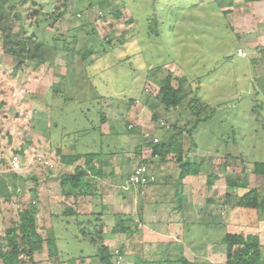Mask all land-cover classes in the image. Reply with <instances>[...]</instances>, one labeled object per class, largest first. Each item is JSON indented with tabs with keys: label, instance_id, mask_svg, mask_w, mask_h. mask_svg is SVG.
I'll return each instance as SVG.
<instances>
[{
	"label": "rangeland",
	"instance_id": "1",
	"mask_svg": "<svg viewBox=\"0 0 264 264\" xmlns=\"http://www.w3.org/2000/svg\"><path fill=\"white\" fill-rule=\"evenodd\" d=\"M211 1L110 0L107 11L117 10L118 19L105 14L99 0H71L65 13L64 0H17L14 7L9 2L5 4L11 16L19 14L21 18L13 22V30L18 31L15 40L34 33L42 40L44 31L49 41L45 49L49 58L23 61L5 54L4 36L0 33V120H7L8 125L3 131L0 124V134H6L4 143L12 137L26 149L25 153L44 156L52 167L24 165L21 172L26 182L12 187L11 198L0 197L1 243L5 231L19 222V213L31 207L43 240V251L34 254L35 262L99 264L91 258L96 247L88 242L93 233L89 221L98 219L105 237L115 225V216H128L127 220L139 222L142 227L149 218L159 217L153 207H161L156 206L162 202L161 197L152 196L155 203L150 206L144 204L138 187L124 189L125 179L135 166L144 161L151 167V149L144 146L145 141L149 142L146 134L160 142L173 132L183 145L185 157L200 167L203 197L214 195L207 185L209 176L216 178L214 185L223 186L231 178L262 192L252 170L255 163H264V66L261 61L252 64L233 56L240 41L225 26L223 15ZM61 13L63 16L53 22L52 15ZM44 18H51V24H43ZM93 31L97 36L92 35ZM99 40L111 42L106 46ZM86 41L90 47L85 48L92 49V53L80 60L86 53ZM65 47L66 52L62 51ZM255 49L261 53L264 46L260 44ZM168 74L172 75L173 87L181 86L185 106L181 113L176 110L166 114L156 124L150 120V105ZM190 100L210 104L201 111V117L212 113L210 120L194 131L192 142L186 134L195 120V114L185 108ZM100 115L105 122L101 123ZM171 118L176 119L180 131L161 130L163 121L172 126ZM49 123L47 130L43 125ZM129 125L138 129L130 137L125 134ZM122 129L121 134L113 135ZM47 135L56 143L47 144ZM42 143L46 146L45 154L40 151ZM191 143L215 155H196L190 150ZM137 148L141 149L140 154ZM115 152L120 154L114 155ZM72 153L100 155L93 162L99 175L91 174L85 179L96 197L81 199L78 205L73 195L65 196L60 186L62 177L72 173L78 164L84 165L82 158L74 167L64 166L63 156ZM38 156L33 157L34 162ZM169 159L176 164L172 154ZM226 167L231 170H225ZM2 191L0 184V195ZM177 199L182 203L184 197ZM77 206L81 214L93 210L94 217L68 215V209L75 211ZM185 207L194 212L193 204ZM235 213L240 225L258 216L254 210L242 208ZM198 228L202 227H185L184 239L213 242L219 237V230ZM82 231L88 236H82ZM134 237L127 238L129 243ZM49 240H55L58 255L54 258L48 255ZM118 248L112 246V251L116 253ZM21 261L30 264L25 255ZM112 261L126 264L117 256Z\"/></svg>",
	"mask_w": 264,
	"mask_h": 264
},
{
	"label": "crops",
	"instance_id": "2",
	"mask_svg": "<svg viewBox=\"0 0 264 264\" xmlns=\"http://www.w3.org/2000/svg\"><path fill=\"white\" fill-rule=\"evenodd\" d=\"M226 3L230 4H224L223 8H220L217 6L216 0L211 1V4L218 10L217 12L223 15L225 26L231 30V34L237 36L239 39L240 45L236 50L242 48L246 53L245 57L236 58L240 60L247 59V62L252 64L261 61V65L264 66V50L260 53L258 49H255L257 45L261 44L264 46V0L254 2L227 0ZM233 56H236L235 53ZM207 104L210 105L208 102ZM211 107L212 106H210V109ZM42 116L43 114L41 117ZM1 120L3 122H1ZM1 120V127L3 131H5L8 128L6 124L7 120ZM43 126L48 130L51 124L49 123ZM233 132H235V130ZM4 139H6V134L1 133L0 184L3 187V191L0 197L9 199L11 198L9 196L12 193V187L18 186L20 182H26L25 174L21 172V169L25 168L24 165L26 164V166H32V163L37 164L34 162L33 157L38 155L29 156L30 153H25L26 149L21 146V143L19 145L15 140H12V137H8L6 143H4ZM9 139H11V142H9ZM42 139L44 140V137ZM45 139L47 144L49 141V143H53L51 136L47 135ZM189 140L192 142V137L189 138ZM45 143L40 145L41 154H45ZM55 143L56 141H54L53 144ZM190 145V150L196 155H215L209 151L201 150L195 143H191ZM69 152L71 153V151ZM12 154L19 155L21 159L20 169L17 171H12L10 169L9 157ZM22 154L24 157H21ZM28 160L30 162H28ZM150 161L151 167H149V171L155 174L157 182L146 189H138L140 190L139 192L142 193L144 204L153 206L155 200H153L152 196L155 195L163 199L161 203L156 205L161 207H153L155 213L159 214V217L156 219L149 218L148 221H144V228L137 222L139 227L134 233L136 238L134 237V240L130 243L126 234L112 233V225L110 231L108 233L106 232V236H103V245L107 246L111 251L112 246L116 248L119 246L122 252L121 255L126 264L128 261L130 262L129 264H135L137 257L142 264H184V262H182L183 260L190 264H227V249L222 243L224 236L226 234L241 235L243 237L251 236L256 237L258 242L257 264H264V204L259 210H254L257 212L258 216L256 218L254 217L252 220L249 218L251 220L249 223L243 225L236 223L237 216L235 215V211L238 208L236 203L239 198L245 194L246 190H256L260 195V199L264 200V177L258 179L253 174L255 181L258 182L262 188V192H259L255 187L248 186L245 190L237 191L226 183H224L223 186H219V183H217L218 185L212 184L211 186L207 184L211 189L209 192L214 193V195L207 194L206 197H203V195H201L203 185L199 181L200 177L198 174H190L182 177L181 169L178 164L172 163L169 157L165 163H160L159 161H153L151 159ZM79 165L81 164H78V166ZM64 166L68 168L72 167L70 165ZM225 170L229 171L231 169L226 167ZM17 179L20 181H17ZM125 180H127V178ZM125 180L121 185L124 184ZM15 181H17V183H15ZM16 190L18 191L20 188ZM178 196L184 197L182 203L177 199ZM203 198V202L199 201ZM189 203L193 204L195 213L189 212L188 207H185ZM189 208H191V206H189ZM197 210L199 211L197 212ZM230 213H232V215H230ZM131 216L134 215L132 214ZM141 218L142 216L139 215V219ZM191 225L202 227L203 229L207 228V231L212 229H214V231L219 230V237L213 242L201 240L186 241L183 237V229L185 230V227H190ZM202 228L198 229L204 231ZM190 231L191 229L189 232ZM133 249H135L136 252H133Z\"/></svg>",
	"mask_w": 264,
	"mask_h": 264
},
{
	"label": "trees",
	"instance_id": "3",
	"mask_svg": "<svg viewBox=\"0 0 264 264\" xmlns=\"http://www.w3.org/2000/svg\"><path fill=\"white\" fill-rule=\"evenodd\" d=\"M71 0H64L63 8L64 12H66L68 8V2ZM99 4L105 14H111L115 18H119L120 14L117 10L113 12H108V7L110 6V0H99ZM227 0H216L217 6L220 8H223V5H228L230 3H226ZM259 0H245V2H254ZM9 2L12 7L15 3H17V0H0V33L4 36L3 37V44H4V53L9 56H17L20 58V60L27 61L30 58L37 57L39 61L47 60L49 57L45 53V49L47 48L46 45H48L49 41L47 40L46 33L41 34L43 36V39L41 40V37L39 38L36 33L32 34L31 36L23 35L21 39L15 40L16 36L18 34V31L13 30V22L14 19L16 21H19L20 15L15 14L14 16H11L12 13L10 11H6L5 4ZM56 10H58L56 8ZM35 14L37 11L34 12ZM63 13L60 15H52V21H56L58 18H61L63 16ZM51 18H44L42 20L43 24H51L50 22ZM153 24V23H152ZM21 29V28H20ZM19 29V30H20ZM13 30V31H12ZM48 35L50 33H47ZM92 35L97 36L95 31H93ZM36 40H35V38ZM38 37V38H37ZM91 37V36H90ZM89 38V37H88ZM46 39V40H45ZM92 39V38H91ZM103 45L106 46L110 45L111 41L104 42L103 40H99ZM86 46L90 47V42L86 41L84 44V48ZM56 48V47H55ZM54 48V49H55ZM66 47L62 49V51L66 52ZM86 52L85 55H81L79 58L80 60H84L88 57L89 54L92 53V49H84ZM31 55V56H30ZM67 64L68 69L70 68V60L69 57H67ZM159 69L160 68H155ZM70 70V69H69ZM179 83L181 84V79H177ZM172 81V75L168 74L167 77H165L159 84V92L157 96L153 98V105L151 103L150 107L153 109V113H151L150 120L155 122L156 124L163 118L166 114H171L172 112H175L176 110L178 113H181L180 109L184 108V94H182L181 86L173 87L171 85ZM190 113L195 114V120L193 121V125L190 129L186 130V134L188 135V138L192 137L193 132L197 128V126L200 123H205L211 118V114L209 116L201 117V111L203 109L208 108L207 105L202 104L199 102V100H190L187 102V107H185ZM212 112V109H211ZM173 118V116H172ZM171 118V119H172ZM173 120V122H172ZM170 124L168 125L170 127L169 130L165 128V126H162L161 123V130H166L168 132L174 131H180L179 127H177L176 119H172ZM100 121L101 123L105 122L104 117L100 115ZM162 123H165L164 121ZM167 125V123H165ZM159 125V126H160ZM130 126V125H129ZM127 126L125 128V134L130 137V134L134 133L138 129H132L133 127L129 128ZM122 131H118L114 133L113 135L117 136L121 134ZM139 136L143 135L140 133ZM156 138V137H155ZM158 140V139H157ZM121 144V143H120ZM144 146H147L151 149V160L159 161L160 163H165L167 161V158L172 154L175 157V163L178 164L179 168L181 169V176L185 175H196L199 173V166H194V164L189 162V159L185 157L184 155V148L183 145L176 140V137L173 135L168 136L166 140H162L157 143L154 142H146ZM143 146H141L142 148ZM122 149V148H121ZM141 149L137 148V153L140 154ZM114 155L120 154L119 152L113 153ZM100 155L98 154H84L79 155L77 153H72L71 155L63 156L62 163L65 165L73 166L75 163H77L80 159L84 158V165H77L74 167L72 173H67L66 176L62 177L60 186L62 188V191L65 192V196L69 197L73 195L74 199H76L75 204L78 205L81 203V199H84L88 196L96 197L95 194L92 193L90 185L85 183V178L90 176L91 174L99 175L100 171L96 170L93 166V162ZM145 164L146 162L142 161L138 165ZM149 168V167H148ZM253 174L258 179L260 177H264V163H255L253 166ZM150 173L155 176L151 171ZM131 175V174H130ZM129 175V176H130ZM128 176V178H129ZM156 177V176H155ZM127 178V179H128ZM216 180L215 177L209 176V179L207 180V184L211 186L214 181ZM157 182V180H156ZM155 182V183H156ZM227 185L230 186L234 190H245L247 189V185L244 181H235L231 178L227 179ZM155 183H150L146 185L145 187H138L139 189H146L150 185H153ZM264 200L260 199V195L256 190H246L245 194H243L238 202L236 203V206L238 208L242 209H249V210H259L261 207H263ZM76 208V207H75ZM91 209L90 207H88ZM104 206L101 207V209L104 210ZM80 207L77 206L75 211H72V209H68L67 213L68 215H85V216H93L94 212L93 210H89L88 213L81 214ZM115 225L112 228V233L114 234H126L128 237L134 235V233L138 230L139 225L134 224L132 220H127L123 216H115ZM123 218V219H122ZM93 221V220H92ZM89 221L88 225L92 227L93 233L92 237H89V243L93 247H96V253L95 255H91L92 260H96L99 264H115L114 261H112L113 258L121 257L123 259V256L121 255L122 252L118 248L117 254L114 251H111L107 246L103 245V227L100 224V221L98 219H95L93 222ZM38 228L36 225V220L33 215V209L26 208L23 209L19 213V222L14 224L11 228L7 229L4 233L3 242H0V263L1 264H22L21 257L25 255L29 259L30 264H38L34 261V254L40 253L43 251V240L40 235H38L37 232ZM82 236H88L84 233V231L81 232ZM91 236V234H89ZM222 243L226 246L227 249V264H257L258 261V242L256 237H243L241 235H232V234H226L222 240ZM47 247H48V255L51 258H54L58 255L56 246H55V240H49L47 241ZM48 256V257H49ZM184 264H190L187 261L183 260ZM135 264H142L139 260V258H136Z\"/></svg>",
	"mask_w": 264,
	"mask_h": 264
},
{
	"label": "built area",
	"instance_id": "4",
	"mask_svg": "<svg viewBox=\"0 0 264 264\" xmlns=\"http://www.w3.org/2000/svg\"><path fill=\"white\" fill-rule=\"evenodd\" d=\"M235 55L238 58H243L246 56V53L242 48H239L236 50ZM161 125L165 126V128L167 130L170 129V127L165 125L164 123H161ZM129 128H131V126H129ZM145 138H147L149 142H154V143L158 142L157 138H151L150 135H148V134L145 135ZM9 163H10V169L12 171L19 170L20 169V163H21V159H20L19 155L12 154L9 157ZM36 163L41 164L42 166L52 167L51 162L42 156H38L36 158ZM156 180H157L156 177L150 173L147 165H145V164L137 165L134 167L131 175L127 179L126 184L124 186V189L129 191L130 189H132L134 187H140V186L145 187L146 185H148L150 183L151 184L155 183ZM116 254H117V252H116ZM120 258L121 257H118V259H120ZM117 263H118V261H117Z\"/></svg>",
	"mask_w": 264,
	"mask_h": 264
}]
</instances>
